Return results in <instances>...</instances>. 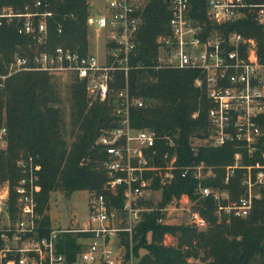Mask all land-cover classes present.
Wrapping results in <instances>:
<instances>
[{
	"label": "built area",
	"instance_id": "1",
	"mask_svg": "<svg viewBox=\"0 0 264 264\" xmlns=\"http://www.w3.org/2000/svg\"><path fill=\"white\" fill-rule=\"evenodd\" d=\"M167 2L170 32L157 37L158 53L151 65L135 61L146 0H99L97 7L90 4L87 18L88 28L98 39L97 50L90 49V39L85 52L61 44L40 51H18L0 70V87L22 72L79 80L90 97L112 104L115 118V125L102 129L95 140L103 154L105 188L110 194L94 192L90 218L81 227L44 224L46 213L38 211L37 199L42 191L41 165L33 157L18 160L21 176L15 185V211L10 208V182L0 184V264H69L58 247L64 233L81 234L82 247L72 264H134L133 237L145 213L159 209V222L168 224L181 202L184 205L179 209L188 211L190 225L199 230L208 227L206 218L193 208L201 198L215 202L220 220L251 214L264 188V61L256 37L229 31L228 27L250 16L264 25V2L207 0L204 22L192 16V0ZM54 15L51 3L45 0L26 4L23 9L0 4V26L12 24L19 35L41 46L49 42V21ZM58 32H63L62 25ZM135 69L198 72L195 86L209 101V125L194 137L193 148L233 146V162L227 166L205 161L179 165L177 133L135 128L132 110L147 107L146 100L130 88L129 75ZM121 74L125 83L117 88ZM8 136L4 123L0 125V152L7 148ZM257 155L254 162H245ZM220 169L224 170L225 186L239 174L243 192L237 198L228 188L204 185L205 179L217 178ZM190 174L199 180L200 198L194 202L183 194L159 208L164 189ZM118 195L122 196L120 207L114 201Z\"/></svg>",
	"mask_w": 264,
	"mask_h": 264
},
{
	"label": "trees",
	"instance_id": "2",
	"mask_svg": "<svg viewBox=\"0 0 264 264\" xmlns=\"http://www.w3.org/2000/svg\"><path fill=\"white\" fill-rule=\"evenodd\" d=\"M36 0H0L16 9ZM55 12L49 21L50 39L40 50L64 45L85 52L88 47L87 18L90 13L88 0H45ZM262 3L264 0H249ZM207 0H192V16L201 21L206 18ZM145 23L141 29L138 55L135 61L153 64L158 53L157 37L170 32L171 17L167 0H150L145 10ZM63 32L59 33V26ZM248 37H256L259 53L264 61V25L247 17L228 27ZM35 41L17 33L12 24L0 26V70L5 68L18 51H36ZM198 72L177 69H138L129 75L132 93L153 100L144 108H134L131 113L135 128H149L160 133H177L179 165H193L205 161L210 165L227 166L234 160L233 146L212 148L202 146L195 150L193 139L207 130L209 101L206 93L195 86ZM52 75L44 72H22L11 76L0 87V125L9 129L7 148L0 152V184L10 182V208L16 209L15 185L21 176L18 160L33 157L41 165L38 194V211L45 213L44 224L51 226L47 214L51 193L62 191L71 196L75 191L87 190L110 194L105 188L107 174L103 166L101 148L95 145L100 131L115 125L113 106L110 102H90L85 84L75 80L72 86V113L68 123L64 109L59 106V92ZM124 75L119 76L116 87L124 86ZM91 104V105H90ZM199 112L197 117L193 115ZM74 135L69 143L67 135ZM256 158H246V163ZM224 170L217 178H207L204 185L228 188L237 198L243 192L239 174L227 186L223 184ZM199 180L193 175L179 177L174 185L165 188L159 208L165 207L174 197L189 195L196 202ZM122 205V196L114 199ZM208 221L205 230L187 224L159 222L160 210L145 213L133 237V248L147 252L138 264H190L191 258L202 259L207 264H264V188L248 217L220 220L217 206L206 198L203 206H194ZM177 239L176 245L165 244L166 236ZM81 234L64 233L59 238V250L72 264L81 250ZM129 246V244H128ZM194 264V263H193Z\"/></svg>",
	"mask_w": 264,
	"mask_h": 264
},
{
	"label": "rangeland",
	"instance_id": "3",
	"mask_svg": "<svg viewBox=\"0 0 264 264\" xmlns=\"http://www.w3.org/2000/svg\"><path fill=\"white\" fill-rule=\"evenodd\" d=\"M90 4H93L95 7L99 5V0H88ZM150 0H146V8L149 4ZM145 8V10H146ZM145 14V12H144ZM145 19V17H144ZM88 43H90V39H92V44L90 46V49L92 51L97 50L98 48V39L96 36H93V30L88 28ZM37 46H34L35 50H39L40 45L34 42ZM94 48V50H93ZM54 84L58 88L59 92V106H61L64 109L66 119L68 120V123L71 118L72 113V86L74 81L71 80V78L65 77V76H53ZM117 85V84H116ZM87 91V90H86ZM88 97L91 99L90 102L96 101L87 92ZM100 101V100H98ZM101 102V101H100ZM147 106L150 104L154 105L153 100H148ZM91 105V104H90ZM74 135H67V140L69 143H71L74 140ZM41 171V170H40ZM39 171V172H40ZM93 192L87 191V190H79L75 191L71 196L65 195L62 191H55L51 193L49 205L50 208L47 210V214L50 216L52 221V226L55 228H68V227H81L83 226L87 220L90 218V205L93 200ZM184 204L179 202L176 207L177 209L174 210V214L172 216V220H168V224H187L190 225L189 222V213L187 210H181L179 209L180 206H183ZM194 208V204H193ZM46 213V212H45ZM165 244L167 245H176L177 239L172 236H166L165 238ZM134 246V244H133ZM134 249V248H133ZM147 251L145 249H141L139 251V256L136 255L135 251L133 250V259L134 264H138L141 260L142 256ZM190 264H207L202 259H196L191 258L189 260ZM130 264V263H128Z\"/></svg>",
	"mask_w": 264,
	"mask_h": 264
},
{
	"label": "water",
	"instance_id": "4",
	"mask_svg": "<svg viewBox=\"0 0 264 264\" xmlns=\"http://www.w3.org/2000/svg\"><path fill=\"white\" fill-rule=\"evenodd\" d=\"M96 144V143H95ZM204 204V199L201 198L198 202H197V206H203Z\"/></svg>",
	"mask_w": 264,
	"mask_h": 264
}]
</instances>
